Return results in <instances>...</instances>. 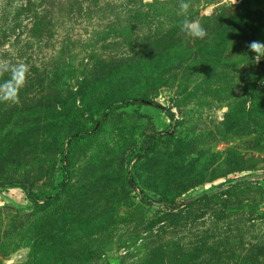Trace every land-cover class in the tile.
Here are the masks:
<instances>
[{"label":"rangeland","instance_id":"obj_1","mask_svg":"<svg viewBox=\"0 0 264 264\" xmlns=\"http://www.w3.org/2000/svg\"><path fill=\"white\" fill-rule=\"evenodd\" d=\"M179 2L0 0V264H264V0Z\"/></svg>","mask_w":264,"mask_h":264},{"label":"clouds","instance_id":"obj_2","mask_svg":"<svg viewBox=\"0 0 264 264\" xmlns=\"http://www.w3.org/2000/svg\"><path fill=\"white\" fill-rule=\"evenodd\" d=\"M233 2L236 3V0H233ZM190 7L189 0H180L179 14L184 17L180 21V29L188 37L203 39L207 35L206 30L199 19L189 18L188 12ZM247 48L255 54L253 57L255 64H259L264 59V42L251 41L247 44ZM29 72L30 66L27 63H10L0 60V77H3L5 73L10 74L8 79L0 82V102L12 104L19 102V93L27 83Z\"/></svg>","mask_w":264,"mask_h":264},{"label":"trees","instance_id":"obj_3","mask_svg":"<svg viewBox=\"0 0 264 264\" xmlns=\"http://www.w3.org/2000/svg\"><path fill=\"white\" fill-rule=\"evenodd\" d=\"M246 10L245 9H243V19H245L246 18ZM204 196V194H201L200 196H198V198L197 199H199V198H201V197H203Z\"/></svg>","mask_w":264,"mask_h":264}]
</instances>
